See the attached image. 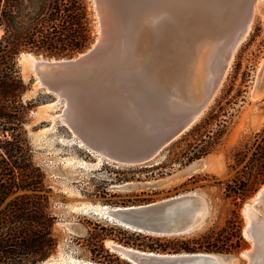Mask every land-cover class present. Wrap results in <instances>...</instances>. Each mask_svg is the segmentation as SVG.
Listing matches in <instances>:
<instances>
[{"label":"water","instance_id":"water-1","mask_svg":"<svg viewBox=\"0 0 264 264\" xmlns=\"http://www.w3.org/2000/svg\"><path fill=\"white\" fill-rule=\"evenodd\" d=\"M227 1L92 0L99 26L92 47L61 59H44L28 52L38 60L27 66L26 77L65 102L62 122L90 149L101 151L118 165H144L197 124L219 92L237 48L249 35L258 0H241L234 5ZM170 2L193 9L186 13L198 12L203 16L218 10L223 13L226 7L230 12H238L234 47L210 76L206 66L208 48H200L194 58L193 53L184 56L180 52L168 60L154 57L159 44L170 34L165 33L162 22L168 14L164 5ZM181 9L186 10L179 7L176 14ZM262 95L264 64L253 90L254 98ZM263 204L264 186L247 202V209L251 212ZM206 214V202L198 193L146 205L117 206L110 211L116 223L157 236L188 234L200 226ZM254 224L253 219L247 230L252 245L243 253L245 264H257L262 251ZM112 249L132 264L241 262L237 256L203 252L170 254L121 246ZM52 259L40 264H49Z\"/></svg>","mask_w":264,"mask_h":264},{"label":"rangeland","instance_id":"rangeland-1","mask_svg":"<svg viewBox=\"0 0 264 264\" xmlns=\"http://www.w3.org/2000/svg\"><path fill=\"white\" fill-rule=\"evenodd\" d=\"M89 1L96 41L99 26L93 2ZM24 53L28 52L19 55L18 64L29 86L25 98L40 101L32 111L26 129L34 150V160L46 174L52 207L58 217L56 234L59 246L50 257L55 259L54 264H75L78 261L108 264L104 259L101 262L97 260L98 249L93 247L95 242L89 236V231L94 229L103 235L112 236L105 239V248L126 262L106 245L107 241L134 249L139 248L133 246V243H152L149 239L136 237L132 230L100 214L86 212V206H139L186 193H198L206 202L207 214L200 226L188 234L151 235L152 238H160L163 242L199 239L211 230L224 228L226 221L232 217V211L238 210L241 233L245 240L243 248L233 254H212L237 256L241 258L239 264H245L243 253L250 250L252 240L245 235L247 218L244 211L247 202L264 186V180L254 185L252 194L239 208L232 197H227V189L228 185L230 191L247 188L240 181L246 182L247 177L256 171L260 146L264 144V96L253 97L256 78L264 61V0L259 2L250 33L237 48L219 92L192 128L210 120L214 132L222 128L225 134L212 154L193 162H189L192 154L188 155L190 143L193 142L190 130L144 165L124 166L115 162L99 164L96 158L79 148L73 132L63 124L61 116L65 102L58 101L55 95L26 77L28 65L23 56L20 58ZM240 158L242 161L239 162ZM198 162H205V168L185 179L174 178Z\"/></svg>","mask_w":264,"mask_h":264},{"label":"trees","instance_id":"trees-1","mask_svg":"<svg viewBox=\"0 0 264 264\" xmlns=\"http://www.w3.org/2000/svg\"><path fill=\"white\" fill-rule=\"evenodd\" d=\"M94 41L89 0H0V264H40L54 255L59 246L58 217L46 174L34 160L26 129L40 101L26 100L29 86L23 79L18 57L31 52L50 58H71L87 51ZM211 124L210 120L204 122L190 133L193 142L189 162L212 154L220 144L225 131L220 128L214 132ZM259 154L256 171L246 182L240 181L247 188L230 191L228 185L227 197L234 199L237 208L252 194L254 185L264 180V144ZM240 223L239 211L234 210L224 228L211 230L199 239L163 242L133 231L136 237L152 243L132 245L161 253L233 254L245 244ZM89 236L98 249L99 262L104 259L108 264H132L105 248L104 241L111 235L94 229Z\"/></svg>","mask_w":264,"mask_h":264},{"label":"bare ground","instance_id":"bare-ground-1","mask_svg":"<svg viewBox=\"0 0 264 264\" xmlns=\"http://www.w3.org/2000/svg\"><path fill=\"white\" fill-rule=\"evenodd\" d=\"M241 0H228L230 5L237 4ZM257 1L255 12L257 11V7L259 2ZM168 10L167 17H165L164 21V29L165 33L169 32L167 38L163 40L162 43L159 44L158 50L154 57L158 59H172L176 57L179 52L182 55H189L193 53L194 58L200 48L207 49L208 58L206 60V66L208 65L207 75L210 76L213 69H216L219 64H222L224 60H226L232 51L236 39V28L239 19L237 15L238 12H230V9L226 7V10L222 13L220 10L216 11V14L209 15H201V13L188 12V9L191 7L184 8L181 3L170 2V5H164ZM182 7L183 9L178 14L175 11ZM239 8V4H238ZM240 9V8H239ZM174 15H172V14ZM201 15V16H199ZM236 16V19H235ZM160 23V22H159ZM159 23L157 25H159ZM160 26H158L159 29ZM163 31V29H161ZM164 32V31H163ZM151 41L153 45V37L151 35ZM153 47L151 50H154ZM23 56V57H22ZM23 60L26 62V65H34V63L38 60L37 57L29 53H24L21 55ZM264 64V61H263ZM264 96V95H263ZM255 99V98H254ZM58 101H61L59 98ZM64 124V123H63ZM65 125V124H64ZM74 139H76V143L79 148L84 149L90 156L96 158L99 161V164L102 162L106 163H114L113 160L106 158L105 155L101 151H95L90 149L82 140L78 139L74 134ZM159 155V154H158ZM157 155V156H158ZM156 156V157H157ZM155 157V158H156ZM154 158V159H155ZM114 165V164H113ZM205 162H198L191 165L189 168L184 170V172L179 175H175L174 178H187L191 175L201 171L205 168ZM195 195L196 193H190ZM248 206L245 207V216L247 218V225L245 228V235L249 238L247 234V230L251 227L252 220L254 219V227L257 231L258 236L261 239L262 251L259 254V258L257 264H264V204L259 208H253L252 211H248ZM86 212H94L95 214H100L104 216V218L109 219L116 223V220L110 215V211L113 209L109 206H94L88 205L85 208ZM195 212V210H194ZM203 212L206 213V208L203 209ZM202 214V212H200ZM126 229H130L128 226H125L120 223H116ZM133 231V230H132ZM135 232V231H134ZM251 239V238H249ZM106 245L111 248L114 246L125 247L120 244H117L113 241H107ZM127 250L132 249L131 247H126ZM115 252V251H114ZM54 260L49 262V264H54ZM56 264V263H55ZM75 264H94L89 261H78Z\"/></svg>","mask_w":264,"mask_h":264}]
</instances>
